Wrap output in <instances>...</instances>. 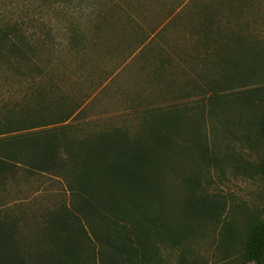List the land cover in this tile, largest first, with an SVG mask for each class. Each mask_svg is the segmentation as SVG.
<instances>
[{
    "label": "trees",
    "instance_id": "16d2710c",
    "mask_svg": "<svg viewBox=\"0 0 264 264\" xmlns=\"http://www.w3.org/2000/svg\"><path fill=\"white\" fill-rule=\"evenodd\" d=\"M95 1L63 2L83 10ZM219 16L196 32L206 53L219 58L215 76L197 87L207 92L193 104L144 107L134 133L93 128L85 103L72 104L53 83L33 106L1 110L0 178L17 169L50 176L66 184L70 200L48 210L42 229L26 238L24 219L0 213V264H165L163 252L181 247L179 264H198L187 256L224 211L205 188L212 171L264 181V41L226 35ZM73 43L72 52L81 53L76 37ZM34 48L21 29L0 21V77L33 86L48 75ZM174 154L195 156L203 168L201 176L178 177L190 193L181 223L165 188ZM242 246L243 264H264V221L251 223Z\"/></svg>",
    "mask_w": 264,
    "mask_h": 264
},
{
    "label": "rangeland",
    "instance_id": "374dc122",
    "mask_svg": "<svg viewBox=\"0 0 264 264\" xmlns=\"http://www.w3.org/2000/svg\"><path fill=\"white\" fill-rule=\"evenodd\" d=\"M63 1L1 0V24L26 33L35 46V63L48 75L33 86L0 77V112L19 103L33 106L34 96L53 83L72 104L85 103V119L94 122L93 128L134 133L144 107L193 104L207 92L197 87L203 78L215 76L219 60L206 53L196 36L207 18L224 16L220 22L226 35L236 32L264 41V0H92L96 4L87 3L83 10ZM74 37L79 54L72 52ZM206 128L212 129L209 122ZM171 162L165 188L175 220L181 223L190 193L178 177L201 176L203 168L190 155L174 154ZM211 175L214 182L206 191L220 198L224 211L219 224H208L199 233L187 259L243 264L249 226L264 221V181L230 170L225 176L215 171ZM69 200L66 184L50 176L17 169L0 178V213L24 219L20 234L25 238L42 229L48 210ZM185 249L164 251L165 264H179Z\"/></svg>",
    "mask_w": 264,
    "mask_h": 264
}]
</instances>
